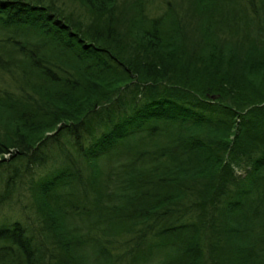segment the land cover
I'll return each mask as SVG.
<instances>
[{
	"label": "trees",
	"instance_id": "obj_1",
	"mask_svg": "<svg viewBox=\"0 0 264 264\" xmlns=\"http://www.w3.org/2000/svg\"><path fill=\"white\" fill-rule=\"evenodd\" d=\"M0 109V264H264V0H0Z\"/></svg>",
	"mask_w": 264,
	"mask_h": 264
},
{
	"label": "rangeland",
	"instance_id": "obj_2",
	"mask_svg": "<svg viewBox=\"0 0 264 264\" xmlns=\"http://www.w3.org/2000/svg\"><path fill=\"white\" fill-rule=\"evenodd\" d=\"M174 1H175V3L177 2L181 6V9L184 8L186 5V0H170L171 3ZM187 5H188V1H187ZM184 19H185V15L182 14L181 20H184ZM186 19H187V17H186ZM1 114H4L2 109H0V136H2V138H5L6 136L7 137L9 136V127L5 122L2 121L3 116ZM1 118H2V120H1ZM5 157H8V155ZM49 166H50V164H48V167ZM3 167L4 166H0V171L3 169ZM48 167H46V168L37 167V168L31 169V170L34 171L35 176L37 177V176L47 174L49 172V170L52 171V167L49 169H48ZM21 169H22V171L25 172V176H29L28 175L30 173L29 169H25V168L23 169V167H21ZM237 172H242V169H237ZM0 176L2 177V172H0ZM25 178H27V177H25ZM1 183L2 182L0 180V186H1ZM23 189H24V184H18L17 189L16 188L14 189L15 190L14 199L11 202H8V203L0 206V225L7 223L8 221H10V219H12V218L18 216V214H20V211H19L20 205L19 204H22L23 202L28 201V197H29V195L27 193L26 194L23 193V191H24ZM18 192H19V195H17ZM26 211L30 215V217H33V213L31 211H29V210H26ZM28 222H30V224H31L32 223L31 219ZM92 257H93L92 253H89L88 258L91 259Z\"/></svg>",
	"mask_w": 264,
	"mask_h": 264
}]
</instances>
